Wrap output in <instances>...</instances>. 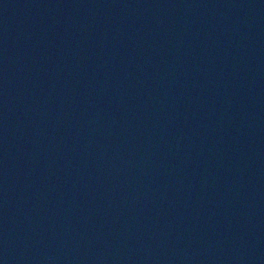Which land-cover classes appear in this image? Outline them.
Returning a JSON list of instances; mask_svg holds the SVG:
<instances>
[{
  "label": "water",
  "instance_id": "95a60500",
  "mask_svg": "<svg viewBox=\"0 0 264 264\" xmlns=\"http://www.w3.org/2000/svg\"><path fill=\"white\" fill-rule=\"evenodd\" d=\"M0 264H264V0H0Z\"/></svg>",
  "mask_w": 264,
  "mask_h": 264
}]
</instances>
